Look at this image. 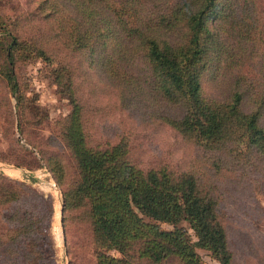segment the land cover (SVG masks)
Instances as JSON below:
<instances>
[{
  "label": "trees",
  "instance_id": "16d2710c",
  "mask_svg": "<svg viewBox=\"0 0 264 264\" xmlns=\"http://www.w3.org/2000/svg\"><path fill=\"white\" fill-rule=\"evenodd\" d=\"M25 2L27 16L11 28L0 23L5 119L23 135L27 115L38 114L17 63L36 57L54 66L71 105L61 133L70 163L30 149L0 161L51 173L62 192L66 245L69 224H77L88 230L95 264H205L197 249L233 264L227 185L264 194V0ZM84 83L93 96L107 90L115 105L174 131L194 150L189 164L143 169L125 138L94 142ZM53 216L51 198L0 173V264H57L43 250L52 249Z\"/></svg>",
  "mask_w": 264,
  "mask_h": 264
},
{
  "label": "rangeland",
  "instance_id": "374dc122",
  "mask_svg": "<svg viewBox=\"0 0 264 264\" xmlns=\"http://www.w3.org/2000/svg\"><path fill=\"white\" fill-rule=\"evenodd\" d=\"M25 1L0 0V23H4V28L6 25L11 28V21L19 14L27 16ZM29 26L31 29L28 30L32 33V27H36L31 24ZM53 70L54 66L47 65L36 57L23 59L16 65L19 81L24 85L27 97L32 100L29 106L32 108L36 105L38 108V114L27 115L28 126L23 135L18 134L15 122L12 124L10 117L5 119L9 109L8 93L4 83L0 81V155L9 152L24 153L30 149L34 154L38 152L39 156L42 153L59 152L69 162L61 133L71 105L58 92ZM99 87L101 88L100 84ZM80 93L86 102L85 120L94 142L114 143L125 138L129 144L131 159L143 169L162 165L181 168L189 164L194 150L185 145L168 127L155 124L151 119H144L139 111L138 114L136 111H129L130 108L115 105L107 90H101L93 96L90 86L84 83V89L80 86ZM10 101L14 105L12 97ZM0 173L24 181L43 197L53 200L54 216L50 229L52 249L43 245L45 253L52 252L57 264H69L68 248L76 264H95L94 249L85 226L69 224L68 246L66 245L62 224V192L45 167H16L0 161ZM227 186L228 194H224L223 204L225 203L224 210L230 223L228 231L233 264H264V194L258 192L252 196L246 188L230 184ZM178 225L187 229L194 239L185 222ZM160 226L172 229V225L168 223H161ZM197 252L205 264H219L208 251L197 249ZM110 253L117 255L114 251Z\"/></svg>",
  "mask_w": 264,
  "mask_h": 264
}]
</instances>
